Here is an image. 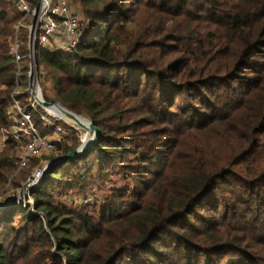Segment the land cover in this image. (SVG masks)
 <instances>
[{
  "label": "trees",
  "instance_id": "16d2710c",
  "mask_svg": "<svg viewBox=\"0 0 264 264\" xmlns=\"http://www.w3.org/2000/svg\"><path fill=\"white\" fill-rule=\"evenodd\" d=\"M69 1L85 29L72 52L37 47L43 94L99 134L0 210V264H264V0ZM24 16L0 0V127ZM80 144L65 135L57 155Z\"/></svg>",
  "mask_w": 264,
  "mask_h": 264
},
{
  "label": "built area",
  "instance_id": "2783aa9c",
  "mask_svg": "<svg viewBox=\"0 0 264 264\" xmlns=\"http://www.w3.org/2000/svg\"><path fill=\"white\" fill-rule=\"evenodd\" d=\"M19 8L25 13L24 20L35 14V5L30 0H14ZM41 9L38 13L35 26L30 25L29 29V54L28 57L22 52V41L20 36L12 40L10 50L15 58L17 87L11 96V103L8 107V116L11 121L9 127H0V150L2 151L9 140H13L17 154L18 171L29 168L33 158L49 152L60 153L58 142L62 136H58L63 131L60 125H56L54 138L52 134L44 135L33 118L35 111L40 117L44 126L56 124L61 117L43 107L40 100L45 99L42 92L41 80L47 76V71L40 64H36L33 55V45L51 50H62L72 52L78 45L85 29V20L78 7L69 0H40ZM34 18V17H33ZM23 22L17 26L19 32ZM28 58V75L30 83L26 91L21 90L22 79L20 77L23 67L22 62ZM27 93L28 106L22 104L21 94ZM45 111H43L42 109ZM64 118V117H62ZM52 160H46L34 166L31 174L23 183L21 190L39 186L44 177L45 167ZM29 197V198H28ZM28 199V201H27ZM22 203H32L30 195L25 197Z\"/></svg>",
  "mask_w": 264,
  "mask_h": 264
},
{
  "label": "rangeland",
  "instance_id": "374dc122",
  "mask_svg": "<svg viewBox=\"0 0 264 264\" xmlns=\"http://www.w3.org/2000/svg\"><path fill=\"white\" fill-rule=\"evenodd\" d=\"M40 2V0H39ZM38 2V3H39ZM77 4V3H76ZM75 4V5H76ZM37 5H35L36 7ZM78 7V9L80 10V12L82 11V8L80 7L79 4L76 5ZM33 17L34 16H30L29 19H27V21L25 22V25L24 27L22 28V31L20 32V39L22 41V52L26 51V49H29V41H30V37H29V34H28V30L26 28V25L28 26V28L30 27V25L33 23ZM29 32H30V29H29ZM24 54V53H23ZM26 56L28 57V55L26 54ZM29 62V59L26 58L23 62H22V67H23V71L20 75L21 79H22V85H21V90L23 91H26L28 86H29V83H30V77L28 75V67H27V64ZM43 66V65H41ZM41 87H42V92L44 94H51L52 93V88H51V83L49 81H46V80H41ZM43 94V96H44ZM22 104L24 106H28V102H27V95L23 96L22 98ZM42 109V108H41ZM51 109V108H49ZM43 111H45L44 109H42ZM46 112V111H45ZM85 117V116H84ZM35 123L37 124L38 126V129L41 131L40 129V126L38 125L37 121L34 119ZM66 122L67 125H63L61 122ZM80 122H84L85 125L88 126V122L83 119V118H80ZM56 125H60L62 128H63V131L61 134H58V136H62V139L65 135H77L79 136V141L82 143H84L85 145V137H86V134L85 132L81 129V127L83 126H80L74 122L73 120H69L68 118H60V120L57 121ZM55 130H56V126H55ZM54 130V131H55ZM42 132V131H41ZM52 134V136L54 138H57L58 136L56 134H54V132L50 133ZM92 135H93V132L90 131L89 129V134H88V138H87V142L90 144L91 141H92ZM81 145V144H80ZM60 150V149H59ZM17 152H15V156H17L16 154ZM0 154H1V150H0ZM57 154H60V153H54V152H49V153H46L44 155H41V156H37L35 158H33V162H32V165L29 167V168H25V170H22L20 173H18V171L16 172V177L12 178L10 177L9 179V182L7 183L6 187L4 189H0V198L2 200H6V199H9L11 198L12 196H14L17 192H18V196L20 197L22 192L20 191L21 190V187L23 185V183L26 181V179L28 178L29 174L31 173L32 169L34 168V166L38 165L39 163L43 162V161H46L48 159H51V158H56L58 155ZM20 182V186H16L15 183L16 182ZM29 198V197H28Z\"/></svg>",
  "mask_w": 264,
  "mask_h": 264
},
{
  "label": "water",
  "instance_id": "95a60500",
  "mask_svg": "<svg viewBox=\"0 0 264 264\" xmlns=\"http://www.w3.org/2000/svg\"><path fill=\"white\" fill-rule=\"evenodd\" d=\"M41 9V2H39L35 8V14H34V18H33V26H35L36 24V21H37V17H38V13ZM33 55H34V60H35V63L38 64L39 61H38V54H37V45L36 43L33 45ZM41 104L43 105V107L45 108H49V107H57L59 109H61L66 118H68L69 120H74L76 122H80L79 121V118H83L85 120H87L89 122V128H90V131L93 132V135H92V141L90 144L88 145H85L84 146V143L82 141L81 145L75 149V150H72L70 151L69 153L67 154H64V155H60L58 156L57 158H55L54 160H52V162L49 163V165H47L45 167V171H44V177H43V180L45 179V177L48 175L51 167L57 163V162H60V161H64V160H67L69 158H73V157H76L82 153H84L85 151H87L88 149H90L94 143L96 142L97 140V137H98V134H99V128L93 124V122L91 120H89L87 117H84L83 115L81 114H78V113H75L71 110H69L66 106H64L61 102H59L58 100L56 99H52L50 101H47L46 99H41L40 100ZM65 118V117H64ZM36 187H31L27 190H22L21 192L23 193V196H18V192L12 196L11 198L9 199H6V200H2L0 198V210L14 204V203H19V202H22L25 200V197L27 195H31V192L32 190H34Z\"/></svg>",
  "mask_w": 264,
  "mask_h": 264
},
{
  "label": "bare ground",
  "instance_id": "6f19581e",
  "mask_svg": "<svg viewBox=\"0 0 264 264\" xmlns=\"http://www.w3.org/2000/svg\"><path fill=\"white\" fill-rule=\"evenodd\" d=\"M49 108H51V109H49L50 111H52L53 113H55L58 117H65L66 118V116H65V114H64V112L61 110V109H59V108H57V107H49ZM67 119V118H66ZM74 121V120H73ZM79 121H80V118H79ZM87 121V120H86ZM74 122H76V121H74ZM88 122V121H87ZM78 125H79V127L80 126H83V127H81V129L85 132V134H86V137H85V145H88L89 143L87 142V138H88V134H89V124H88V126L87 125H85V123L84 122H76ZM89 123V122H88ZM84 145V146H85ZM21 196H23V193L21 194Z\"/></svg>",
  "mask_w": 264,
  "mask_h": 264
}]
</instances>
